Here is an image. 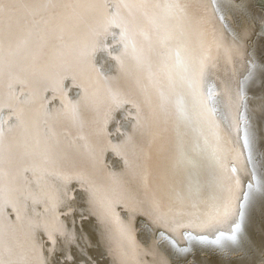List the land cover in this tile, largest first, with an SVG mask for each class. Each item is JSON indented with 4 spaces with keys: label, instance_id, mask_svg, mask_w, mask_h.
Returning a JSON list of instances; mask_svg holds the SVG:
<instances>
[{
    "label": "bare ground",
    "instance_id": "bare-ground-1",
    "mask_svg": "<svg viewBox=\"0 0 264 264\" xmlns=\"http://www.w3.org/2000/svg\"><path fill=\"white\" fill-rule=\"evenodd\" d=\"M17 8L18 16L25 15L23 5ZM185 8L180 24L195 61L204 60L203 79L195 76L199 69L195 62L192 77L195 88L182 83L179 75L170 82L158 74L153 83H148L145 73L133 70L122 78L123 91L141 108L143 127L122 147L120 156L109 149V143H122L125 139L123 132H116L115 120L107 126L111 135L100 132L99 121L109 103L105 84L78 61L73 42L74 36L99 18L98 10L83 4L74 10L58 7L53 21L55 31L48 34L42 48L35 37L26 47H17L24 39V31L15 25L10 29L5 18L2 51L5 101L9 64H14L17 72L28 69L26 75L34 96L33 102L26 106L28 132L21 128L9 130L16 123L14 118L5 126L0 165L3 184L6 191L16 190L21 203L29 194L40 201L32 207L41 213V220L51 218L50 212H44L43 202L49 200L51 207L58 193H67L62 195L65 203L56 209V214L73 239L67 243L58 237L63 248L58 255L61 264H264V197L260 195L255 198L237 244L228 243L224 250H217L213 245L185 239L189 232L194 237L215 238L213 229L199 228L196 221L238 194L235 176L227 171L230 160L238 168L251 170L254 166L257 176L264 178V0H186ZM61 34L63 41L56 39ZM96 63L102 65L103 73L117 75L115 62L107 59L105 53L98 54ZM65 69L76 76L75 83L71 75L62 81L69 98L77 99L80 83L90 93H96L94 105L84 109L82 122L78 124L70 123L60 114L61 94L49 87L55 86ZM250 72L254 78L246 92L249 97L258 98L248 99L245 107L238 92L241 81ZM137 78L144 87L137 85ZM15 87L17 92L21 90L20 85ZM45 87L47 91L43 90ZM182 90L184 98L178 100V91ZM209 90L215 93L210 103ZM9 115L5 108L0 119L8 120ZM122 115L118 112L116 120L121 121L123 130L131 132L134 120L125 122ZM242 115L248 119L253 135L251 163L241 145L243 131H237ZM33 122L39 125L38 129L32 126ZM45 122L54 132L48 142L54 145V170L60 179H37L46 167L50 170L53 167L44 164L45 145L37 146L33 140L37 131L41 141L48 139ZM206 153L211 155L214 166ZM25 168L34 170L35 175L33 171L25 173ZM238 174L242 186L246 185L250 178ZM196 180L211 184L196 187ZM119 183H124V187H119ZM3 215L6 241L21 245L20 255L14 259L24 258L28 221H17L10 205L4 206ZM176 222L191 223L192 227L169 232L162 226L175 227ZM161 232L168 239H162ZM169 240L177 242L176 248ZM115 247L119 252L113 251ZM183 248L190 251L187 254L178 251ZM65 253H70L72 260L65 261ZM113 253L114 259L110 256Z\"/></svg>",
    "mask_w": 264,
    "mask_h": 264
},
{
    "label": "snow or ice",
    "instance_id": "snow-or-ice-1",
    "mask_svg": "<svg viewBox=\"0 0 264 264\" xmlns=\"http://www.w3.org/2000/svg\"><path fill=\"white\" fill-rule=\"evenodd\" d=\"M81 4L98 10L99 18L86 25V30L83 33L74 36L73 42L77 49L78 61L95 72L105 84L109 103L99 121L100 132L111 135V133H107V126L115 120L116 132H123L125 137L122 143H109V149L114 155L120 156L122 147L131 142L133 136L143 127L141 108L123 91L122 78L130 75L133 70L145 73L144 79L148 83H153L158 74H163L170 82L179 75L182 83L187 84L189 88H195L196 81L192 78L195 62L199 64L195 76L200 80L203 79L204 60L195 61L193 49L184 39L183 28L180 24V20L186 12V0H0V113L5 108L10 112L8 120L0 119V165L3 163L5 126L9 124V120L14 118L16 123L11 125L9 130L21 128L25 133L28 132L29 122L26 119L28 112L26 106L33 102L34 96V92L30 91L31 81L26 75L28 69H20L17 72L16 66L9 64L7 69L10 78L9 91L7 102L5 101L3 92L5 64L2 55L5 18L7 17L9 20L10 29L15 25L22 27L24 31V39L18 42L17 47H26L35 37L41 42L42 48L43 44L47 42L48 34L55 31L53 21L57 15L58 7L74 10ZM17 5L24 6L25 15H17L19 12ZM56 39L63 41L64 37L61 34ZM101 52L106 54L107 59L115 62L114 69L117 75H108L101 71L102 65L98 66L96 63L97 56ZM69 75L75 83L76 76L65 69L64 74H61L55 82V86L50 85L49 87L52 88V91H59L61 94L60 114L70 123L78 124L82 122L84 109L94 105L96 93H90L88 88L80 83L77 84L79 89L77 99L69 98L67 90L62 84L63 79H67ZM253 78L254 74L250 72L240 83L238 95L240 101L245 103V107H247L248 99L258 98L249 97L246 92L247 86ZM13 80L15 83L12 82ZM136 83L138 86H145L139 78ZM16 84L21 86L19 92L16 91ZM43 90L47 91L48 87ZM207 95L208 100H211L215 93L209 90ZM205 103L207 102L205 101ZM126 105L131 107L126 109ZM133 110H135L134 116ZM118 112L123 113L121 117L123 121L134 120V123L131 124V132L120 127L121 121L116 120ZM238 125L237 131H243L242 148L247 150V161L251 163L254 159V143L249 121L242 115ZM32 126L37 129L39 127L35 122ZM45 129L48 139L41 141L37 131L33 140L37 146L41 143L45 145L42 153L44 164L53 167L51 170L46 167L43 175L38 176L37 179H60V174L54 170V145L48 142L54 137V132L50 127H47L46 122ZM237 159H239V155ZM30 171H33L35 175L34 170L24 169L25 173ZM230 171L235 176L234 183L238 194L234 198L214 206L210 212L198 217L196 221V226L199 228L213 229L216 233L215 238L209 240L206 236L194 237L189 232L185 237L186 240H197L200 243L210 244L217 250H224L228 243L233 245L238 243L239 236L243 232V225L254 207L256 196L264 197V178L257 176L254 166L251 170L234 166ZM238 173H244L250 177L246 185L242 186ZM67 182L70 183V178ZM80 186L83 187L82 181ZM62 195H67V193H58L51 207H48L49 200L43 202L44 212H50L51 218L50 221L41 220V213L36 212L32 207L33 204H39L40 201L29 194L23 197V203H21L20 197L16 195V190L8 189L6 191L3 184V168L0 167V264H61L58 255L63 251V248L58 244V237L64 238L67 243H71L73 239L64 231L59 216L56 214V209L65 203ZM5 205L13 207L17 221L26 219L29 224L27 248L24 258L19 260L14 257L20 255L21 245L5 239V217L3 215ZM162 226L167 231L173 232L182 227H192V224L185 225L176 222L175 227L171 224ZM41 236H46L47 239L43 240ZM161 238L168 239L164 232H161ZM133 243H135L134 237ZM169 243L173 248H176L175 240H169ZM178 251L187 254L190 248L178 249ZM64 260H72L70 253H65Z\"/></svg>",
    "mask_w": 264,
    "mask_h": 264
},
{
    "label": "water",
    "instance_id": "water-1",
    "mask_svg": "<svg viewBox=\"0 0 264 264\" xmlns=\"http://www.w3.org/2000/svg\"><path fill=\"white\" fill-rule=\"evenodd\" d=\"M212 13V12H211ZM213 14V13H212ZM213 18H212V20L214 21L215 20V18H214V16H212ZM184 94H185V92H184V90H182V91H178V100L179 99H182V98H184ZM209 103H210V100H209ZM212 107V106H211ZM212 110H213V108H212ZM213 113H214V115L216 116V114H215V112H214V110H213ZM239 126V125H238ZM239 143V142H238ZM240 145V144H239ZM241 145H242V143H241ZM240 148H241V146H240ZM241 152H242V149H241ZM205 155H207V159H208V161L210 162L211 160H210V157H209V155H208V153H206ZM242 156H243V152H242ZM102 160L104 161V157L102 158ZM213 166H214V162H210ZM236 162H233V161H231L230 160V163L228 164V166H227V171H229V172H231L230 171V169L232 168V167H236ZM247 165H248V162H247ZM241 174V173H240ZM250 177H248L247 179H249ZM197 182H198V180H196L195 181V184H196V187H201L202 185H210L211 184V182H207V181H205V183L204 184H202L200 181L198 182V185H197ZM119 187H124V183H119ZM176 200V199H175ZM212 207H213V205H212ZM212 207H211V209H212ZM225 227H227V226H225ZM181 232V231H180ZM179 232V233H180ZM199 234H203V233H199ZM183 239H184V237H183ZM114 252H119V248H117V247H115V249L113 250ZM113 259L115 258V256H114V253L113 254H111L110 255Z\"/></svg>",
    "mask_w": 264,
    "mask_h": 264
},
{
    "label": "rangeland",
    "instance_id": "rangeland-1",
    "mask_svg": "<svg viewBox=\"0 0 264 264\" xmlns=\"http://www.w3.org/2000/svg\"><path fill=\"white\" fill-rule=\"evenodd\" d=\"M208 3V2H207ZM216 148V147H215ZM217 151V150H216ZM209 157L211 158V155H209Z\"/></svg>",
    "mask_w": 264,
    "mask_h": 264
}]
</instances>
